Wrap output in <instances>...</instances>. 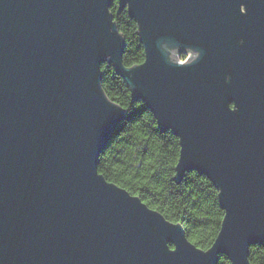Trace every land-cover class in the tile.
Masks as SVG:
<instances>
[{"label":"water","instance_id":"1","mask_svg":"<svg viewBox=\"0 0 264 264\" xmlns=\"http://www.w3.org/2000/svg\"><path fill=\"white\" fill-rule=\"evenodd\" d=\"M113 2L0 0V264H251L264 242V0H116L144 49L133 66ZM103 62L179 139L175 180L197 171L218 190L208 249L99 174L126 115Z\"/></svg>","mask_w":264,"mask_h":264},{"label":"trees","instance_id":"2","mask_svg":"<svg viewBox=\"0 0 264 264\" xmlns=\"http://www.w3.org/2000/svg\"><path fill=\"white\" fill-rule=\"evenodd\" d=\"M109 10L125 40L123 65L140 64L144 49L136 21L126 9L118 12L116 2ZM185 57L180 55L181 59ZM100 69L102 89L110 100L126 109V115L99 156V174L137 196L166 220L181 224L190 242L200 249H208L223 217L218 190L197 171L186 172L181 180H175L174 168L179 155L177 136L169 129L158 127L142 101L131 99L129 87L111 64L103 62ZM249 261L264 264V242L250 246ZM218 264L231 263L220 256Z\"/></svg>","mask_w":264,"mask_h":264},{"label":"built area","instance_id":"3","mask_svg":"<svg viewBox=\"0 0 264 264\" xmlns=\"http://www.w3.org/2000/svg\"><path fill=\"white\" fill-rule=\"evenodd\" d=\"M188 56H186L184 59H181V61L185 60Z\"/></svg>","mask_w":264,"mask_h":264},{"label":"flooded vegetation","instance_id":"4","mask_svg":"<svg viewBox=\"0 0 264 264\" xmlns=\"http://www.w3.org/2000/svg\"><path fill=\"white\" fill-rule=\"evenodd\" d=\"M114 2H116V0H114ZM114 2H113V3H114Z\"/></svg>","mask_w":264,"mask_h":264}]
</instances>
